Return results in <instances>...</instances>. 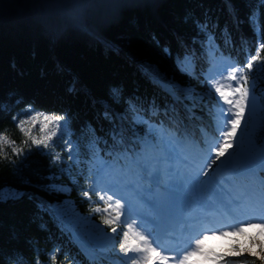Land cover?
Returning a JSON list of instances; mask_svg holds the SVG:
<instances>
[{
    "label": "trees",
    "instance_id": "16d2710c",
    "mask_svg": "<svg viewBox=\"0 0 264 264\" xmlns=\"http://www.w3.org/2000/svg\"><path fill=\"white\" fill-rule=\"evenodd\" d=\"M89 4L95 10L86 15L84 28L72 22L67 10L59 12L61 20L70 21L63 28L51 25L48 11L26 23L0 24V105H7L6 111L0 110V133L19 144L22 136L12 117L25 114L26 105L31 104L35 111L67 113L71 117L68 139L79 144L76 162L67 159L69 154L61 144L59 163L42 154L48 149L29 144L31 152L26 147L22 155L14 156L10 146L4 147L9 159H0V189L5 196L9 192L24 195L0 202V264H17V254L28 264L37 260L52 264L48 253L54 248L58 249L56 264H111L110 259L130 264L128 258L133 255L119 252L123 216L117 232L112 233L116 225H105L101 214L90 211L105 202L95 192L91 200L82 192L94 187L110 194L103 189L104 171L123 169L131 158L148 154L162 130L201 147L204 131L211 135L203 121L217 127V113L210 111V104L192 108L182 93L176 103L165 89L169 85L164 81H168L185 91L207 94L206 100L218 99L214 91L209 92L211 65L204 56L195 60L193 74L177 67V56L187 52L188 46L204 53L207 41L216 62L237 61L243 66L260 42L249 23L259 0L84 3L86 8ZM260 12L264 24V9ZM197 22H208L212 40ZM260 55L262 59L248 73L249 86L258 75L256 69L264 67V52ZM73 82L76 90L70 93ZM114 88L120 90L119 99L111 95ZM129 103L137 105L133 111L143 115L147 124L133 116ZM244 115L239 133L248 123L253 136L264 135V79L255 80ZM191 124L194 130L188 136L184 127L190 130ZM109 214L115 215L112 209ZM256 234V229L232 233L226 237V246L234 248L235 240L249 243ZM81 240L93 254L83 249ZM35 249L42 250L39 256Z\"/></svg>",
    "mask_w": 264,
    "mask_h": 264
},
{
    "label": "snow or ice",
    "instance_id": "6c2138e0",
    "mask_svg": "<svg viewBox=\"0 0 264 264\" xmlns=\"http://www.w3.org/2000/svg\"><path fill=\"white\" fill-rule=\"evenodd\" d=\"M264 9V0H259V5L254 6L252 14L249 16V23L253 26V31L256 34L257 40L260 41L255 54L250 55L248 59L244 61L243 66L237 61H232L230 64V70H226L221 74L220 79L212 78L209 84V92L214 91V95L218 97L216 100H206L207 94H198L195 92L185 91L179 88L175 84H170L168 81H164L169 85L171 89V94L180 100V94H183V100L189 101L192 108H196L201 105L207 106L211 105L210 111L219 110V116L223 121L222 125L216 128V143L208 148V160L209 164L206 165L207 168H211V165L216 164L218 160L221 159L228 152L230 148H233L234 144L236 146V151L229 153L226 160L221 161L219 167H223L226 170L232 171L238 180H252L257 177L259 172H264V135L260 137H255L252 135L251 129L248 123H245L244 130L240 133L239 139L237 138V132L240 128L241 121L245 119V109L248 107V97L250 91L255 88L256 79H264V67L256 69L257 77L253 79V83L249 86V71L253 69V65L260 61L261 52H264V24L261 23V12ZM197 26L200 28L201 32H206L208 39L212 40L213 37L210 32H208V22L200 23L197 22ZM167 52L168 50L165 49ZM192 53H186L183 58L177 56V67L184 72L191 62ZM76 86L75 82L69 85L68 91L75 92ZM111 95L114 99L120 98V90L118 88L112 89ZM21 101L18 99L17 103ZM137 109V105L129 103L128 110L133 112L134 117H138L140 122L147 124L148 121L143 115L138 111H133ZM0 110H7V105H0ZM20 116L21 118L17 119ZM105 117H108V110H105ZM16 123V128L21 133L22 139L19 144L13 139H11L6 133H0V159H9L8 153L4 150L5 146L11 147L12 155L20 156L24 153V149L27 147L29 152H31V146L36 148L51 149L50 152H45L51 156L53 162H61V153L56 151V149L63 144L64 147L62 151L67 152L69 155L67 159L69 161L76 162L79 160V144L78 141L68 139V133L70 129L71 117L65 113L63 115H57L55 113L35 111L31 104H27L25 108V114L17 113L12 117ZM63 122V124L61 123ZM38 127V135L33 131ZM94 132V130H92ZM149 138L154 140L155 136L153 133H148ZM59 136L60 139L53 143L56 137ZM92 141H90L91 143ZM214 153V155H213ZM142 171L147 173L148 169L141 166ZM64 171V169H62ZM70 171V169H67ZM204 176L208 175L207 171H203ZM200 174H198L199 177ZM145 179L149 177L144 176ZM159 176L155 177L158 180ZM260 185L262 190H264V177L260 178ZM194 183H203L208 185L209 181H199L197 178ZM57 191H62L63 189H56ZM212 192V189H208ZM95 192L98 200L103 203V206L95 204L90 211L96 214H101V220L105 225H116L111 227V232L116 233L117 227L121 223V216L124 215V203H122L120 198H114L113 194H108L106 192L97 191L94 187H90L82 192V195L91 200V193ZM24 194L20 192H9L7 196L4 194V190L0 189V202L6 199H18ZM222 203V202H221ZM203 207H209L214 210V205H202ZM236 208L239 205L235 206ZM257 207L262 213L261 217L257 220H246L240 221L234 224H228L223 228H204L195 235H191L190 239L187 241V248L179 253V259L175 258V254L172 256L173 264H189L192 257L196 255H203L202 249L205 241L209 240L214 236L227 237L232 233L242 234L246 228H259L264 232V191L257 203ZM109 209H112L115 213L114 217L110 216ZM234 207L229 205L226 207L224 215H233ZM136 220L124 221V231L121 234L119 240V252L124 256H129V254H134L130 258V264H148L149 261L155 260V264H168L169 255L168 249L163 248L160 243V236L156 232H147L142 230H136L132 240L129 239L130 232L135 229ZM143 226H141L142 228ZM104 236L108 239L107 233ZM155 241V243H153ZM261 253L259 254V259L264 261V244L261 245ZM37 255L39 256L42 250L35 249ZM58 249L54 248L52 252L48 253L49 259L52 264H56V256ZM162 252L165 253L162 255ZM239 255V250H237ZM250 255L256 257L258 254L256 252H250ZM220 259H224L221 257ZM17 264H28L26 259L22 254H17ZM36 264H39L37 260ZM225 264H254V262H249L247 260H225Z\"/></svg>",
    "mask_w": 264,
    "mask_h": 264
},
{
    "label": "rangeland",
    "instance_id": "374dc122",
    "mask_svg": "<svg viewBox=\"0 0 264 264\" xmlns=\"http://www.w3.org/2000/svg\"><path fill=\"white\" fill-rule=\"evenodd\" d=\"M85 1L88 0L80 1L77 3L74 9L67 10L69 13H71L70 16L72 17V22L80 28H84L86 15L91 14L95 10V6L92 4H89L88 8H86L84 5ZM60 11L61 10L48 11L50 12L51 25L54 26V28H58L59 26L60 28H63L67 24H70V21L64 22L61 20V13H59ZM173 35H176V33L173 32ZM203 47L205 48V52L200 53L193 46H188L187 52L182 53L181 58H183L186 53H192L191 62L188 64L186 71L193 74L196 69L195 60H198L201 56H204V60L208 61L211 65L208 75V82L210 84L212 78L220 79L222 73H224L226 70H230V64L226 62H216V58L214 57L213 51L210 49L207 41L203 43ZM216 111L219 115V110ZM219 120V125H222L223 121L221 120L220 116ZM185 129L186 128L184 127V130ZM33 131L38 135V127ZM214 136L216 139V132ZM239 137L240 133L238 131L237 138L239 139ZM57 138L58 136L56 139ZM56 139L53 141V143H56ZM175 139L176 137L174 135L168 134V132H163L162 130L158 142H154V145H151V150L148 154L142 157L136 156L134 159L131 158L129 161V166L125 167L124 169L108 168L104 171L103 186L116 198H120L122 203H124L125 221L127 220L130 222L135 218L140 223L142 221L143 224L148 227L146 222L148 223L149 218H146V215H144L146 211L141 208L144 205L143 203L146 196L143 195L141 191L143 189L150 191L149 183L157 176L162 178L161 182H163L164 187L172 186V176H180V171L183 169L186 170L187 166H193L195 168L193 171L195 170L196 172L200 173L199 177L201 182L210 181L212 178H218L223 187L230 189L231 194L238 195L242 198L245 206H250V202L246 201L249 198V195H262V191L264 190H262L259 182L261 178L260 173L262 172H259L257 177H254L252 180L244 181L238 180L233 172L229 170L221 175H217V177L214 175V173L220 169L219 165L221 161L226 160L229 153L236 151L235 144L233 148H230L228 152L216 162V164L211 165V168H207L206 165L210 163L208 160V148L214 145L216 140L209 142V139H206L204 142L206 147L199 148L195 147V145L192 143L189 144L187 142H177ZM184 148L189 149V151L187 152V150H184ZM186 157L190 158L192 163L189 161L184 162ZM141 166H144L148 169L146 174L142 171ZM203 171H207L208 175L204 176L202 174ZM145 175H147L149 178L145 179ZM206 186L207 185H204L203 183H199V190L201 192L206 191ZM186 188L190 194L194 192V187L188 186ZM199 204H201V202ZM252 204L256 203H251V205ZM134 205L136 208H139L137 211L132 209ZM256 206L257 205H254V207ZM255 215L261 216L262 213L257 211V214ZM137 221L134 231L139 230V224ZM142 231L147 230L145 229ZM208 241L209 240L205 241L203 246V255H196L198 256L199 260L197 264H225V260L246 259L256 260L258 264H264V261L259 259V254L262 250L261 245L264 244V232H262L259 228L257 234L252 239H250L249 243H245L242 240H235L234 248H226L227 246L225 240H214L212 242L217 243V248H215L213 252L208 250L209 248H205ZM83 249L87 251L88 254H93L92 251L85 245H83ZM237 250H239V255L237 254ZM250 252H256L258 255L253 257L250 255ZM221 257L224 259H220ZM116 264H118V262ZM150 264H155V260L151 261ZM189 264H191V262H189Z\"/></svg>",
    "mask_w": 264,
    "mask_h": 264
},
{
    "label": "water",
    "instance_id": "95a60500",
    "mask_svg": "<svg viewBox=\"0 0 264 264\" xmlns=\"http://www.w3.org/2000/svg\"><path fill=\"white\" fill-rule=\"evenodd\" d=\"M83 0H0V24L13 25L28 22L34 15L45 11L72 10ZM102 4L116 0H90Z\"/></svg>",
    "mask_w": 264,
    "mask_h": 264
},
{
    "label": "bare ground",
    "instance_id": "6f19581e",
    "mask_svg": "<svg viewBox=\"0 0 264 264\" xmlns=\"http://www.w3.org/2000/svg\"><path fill=\"white\" fill-rule=\"evenodd\" d=\"M187 170H181L180 172V176H177V175H173L172 176V186H170L169 188H174V189H177L181 192H185V193H188L187 192V188L186 187H194V192H192V194H194V197H195V204L197 207H202V205H199L198 203L200 202V199H207L210 197V195H208L207 192H202L199 190V183H194V181L197 180V178L200 180V177H198V174L200 173H197L195 170L193 171V168L188 166L186 167ZM221 169L223 167H220ZM221 169H219L218 171H216L214 173V175H221L223 172L221 171ZM223 170V169H222ZM158 183H160V180H155L153 179L152 181V185L150 187V191H148L147 189H143L141 192L143 195H145L148 199H150L151 197V191H152V186L155 184V185H158ZM208 187H211L214 189L215 191V194H219L225 198L228 197L227 193H226V190H224L220 184H219V181L216 180V179H212L209 181V184H208ZM137 189V188H136ZM206 200V201H207ZM145 201V200H144ZM150 202L146 200V204L143 203L144 205L141 207L142 209H144L146 211V214L148 216H150L151 212L150 210L148 209L147 207V204H149ZM236 203H234V205H231L234 207V214L232 215V220L235 222V223H238L240 221H245V220H242L244 219L243 217H241L239 214H236L235 211H236ZM238 205V203H237ZM133 210L137 211L139 208H136L135 205L133 206L132 208ZM137 223L139 225H141V223L139 221H137Z\"/></svg>",
    "mask_w": 264,
    "mask_h": 264
}]
</instances>
